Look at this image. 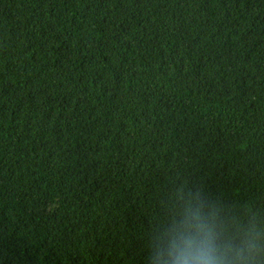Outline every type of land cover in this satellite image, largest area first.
Here are the masks:
<instances>
[{
    "label": "trees",
    "instance_id": "16d2710c",
    "mask_svg": "<svg viewBox=\"0 0 264 264\" xmlns=\"http://www.w3.org/2000/svg\"><path fill=\"white\" fill-rule=\"evenodd\" d=\"M199 249L264 264V0H0V264Z\"/></svg>",
    "mask_w": 264,
    "mask_h": 264
},
{
    "label": "clouds",
    "instance_id": "9594fccd",
    "mask_svg": "<svg viewBox=\"0 0 264 264\" xmlns=\"http://www.w3.org/2000/svg\"><path fill=\"white\" fill-rule=\"evenodd\" d=\"M189 259L192 264H215L217 258L213 255H209L207 251L199 249L195 254L189 253ZM189 259H185L184 264H189Z\"/></svg>",
    "mask_w": 264,
    "mask_h": 264
}]
</instances>
